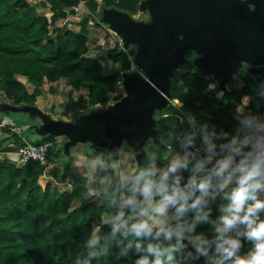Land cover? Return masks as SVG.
<instances>
[{
  "label": "clouds",
  "instance_id": "clouds-1",
  "mask_svg": "<svg viewBox=\"0 0 264 264\" xmlns=\"http://www.w3.org/2000/svg\"><path fill=\"white\" fill-rule=\"evenodd\" d=\"M262 106L259 82L236 109L231 130H217L180 104L172 110L178 123L154 139L152 150L128 144L144 162L122 164L115 176L97 153L94 168L105 175L89 183L103 192L90 196L104 211L73 264H120L129 257L134 264H264Z\"/></svg>",
  "mask_w": 264,
  "mask_h": 264
},
{
  "label": "trees",
  "instance_id": "trees-1",
  "mask_svg": "<svg viewBox=\"0 0 264 264\" xmlns=\"http://www.w3.org/2000/svg\"><path fill=\"white\" fill-rule=\"evenodd\" d=\"M46 1L51 10L47 16L37 12L28 0H0V91L13 105L33 106L47 82L64 77L72 87L86 88L89 103L104 104L108 93L117 89L121 71L130 70L133 52L114 45L108 51L120 71L104 72L97 57L84 55L86 19L81 20L78 30L54 25L79 0ZM101 1L102 8L112 7L127 14L135 12L139 2ZM192 53L190 48L183 50L188 59ZM24 82L32 85L30 91ZM213 82L210 73L199 70L191 61L177 64L169 75L170 99L178 107L183 104L184 112L199 122L215 125L217 130H231L240 97L249 95L259 82L242 75L240 86L219 96L210 85ZM224 82H231V74ZM52 135L46 133L30 142H45ZM48 149L47 159L49 152L60 153L53 143ZM137 161L144 162L142 158ZM64 169H55L54 182L42 185L37 177L43 165L38 161L29 159L15 167L0 160V264H73L83 239L104 209L94 201L81 202L86 191L84 176L73 173L70 191L58 189L56 182L63 177ZM73 198L80 203L71 206ZM247 247L245 243L244 250ZM134 260L129 257L120 264H134Z\"/></svg>",
  "mask_w": 264,
  "mask_h": 264
},
{
  "label": "water",
  "instance_id": "water-1",
  "mask_svg": "<svg viewBox=\"0 0 264 264\" xmlns=\"http://www.w3.org/2000/svg\"><path fill=\"white\" fill-rule=\"evenodd\" d=\"M138 9L149 12L152 26L136 24L117 9L106 10L103 17L120 36L121 47L138 43L131 55L138 71L122 76L126 94L78 123L39 112L44 122L40 134H64L66 146L83 141L111 145L121 137L132 144L139 142L141 133L153 134V106L165 114L178 108L170 99L169 75L185 61L182 52L186 48L202 54L194 64L211 73L219 88L238 61L262 64L256 71L264 82V0H139ZM23 108L37 111L33 106Z\"/></svg>",
  "mask_w": 264,
  "mask_h": 264
},
{
  "label": "crops",
  "instance_id": "crops-1",
  "mask_svg": "<svg viewBox=\"0 0 264 264\" xmlns=\"http://www.w3.org/2000/svg\"><path fill=\"white\" fill-rule=\"evenodd\" d=\"M34 1L35 0H33V2ZM101 4V0H79L73 8H70L65 12V15L63 17H59L57 19L72 20V23L68 21V25L61 26L71 28L73 30H78L81 20L83 21L84 19H86L85 44L87 47L88 38H91V35L88 34L90 33L89 25L95 21V18L93 19L92 16L94 17L93 14H96L98 10L102 8ZM105 9L110 10L116 8L106 7ZM47 10H49V13H51L50 9L47 8ZM103 17L104 16H102L101 19H103ZM55 21L54 25H56ZM71 24L72 27L70 26ZM57 26H59L58 23ZM120 46L121 45H119V47ZM109 49H106L105 51H101L100 49H98L96 51H92V53L89 54V51H87L86 48L84 55L89 57H97L102 66H104L103 63H106L107 68H109V66L111 67L107 71L104 70V72L114 70L120 71L118 64L111 60L110 53L108 51ZM125 72L127 71H121V79L119 81L117 89L108 93L107 99L105 100L104 104H100L99 102L89 103L87 101L86 88L83 86L74 88L67 82V79L64 77H59L55 80L49 81L44 87H42L40 93L35 97L33 104V107H35L37 111L27 110L21 106L19 107L18 105L11 104L0 91V160L4 159L12 163L15 167H19L22 165L18 162L11 161L7 156H14V152L17 146L21 144L23 140L31 141L40 135L46 134H40L39 132L44 127V122L39 112L41 114L49 116L52 119L78 123L83 119L80 118L81 116L78 115L79 113H82L85 116H89L106 109L110 105H113L126 94V91L122 85V76ZM25 84L27 90L30 91L32 85H28L27 83ZM175 104L177 105V103ZM153 109H155V112L153 111ZM18 112H23L24 120L22 119L21 121L15 122L14 118L9 119L4 116L7 113L16 114ZM26 112L35 113L37 115V118L39 117V124L34 125L32 123L33 118H27V116L25 115ZM165 115H173V117H163ZM150 118L152 121L153 134L141 133L138 136L141 147L147 148L148 150H152L154 139L157 136H165L167 128L172 124L178 123V118L176 115H174L173 113H161L160 110L155 106H153L152 108ZM184 126L185 128L187 127L186 124H184ZM26 128H31V130L36 132L38 136L32 139L28 138L25 133ZM11 132L16 133L18 136L15 134L14 136L11 135ZM60 139L62 140L61 142H59ZM67 139L68 137L66 135L58 134L52 135L50 140H48L54 144V148L60 150V153L53 154L52 152H49L47 164L43 166L42 172L38 175V182L42 185L45 183H53V171L55 169L64 167V175L56 183L58 189L70 191L72 174L76 173L84 176V185L86 187V191L83 194V198L81 201L82 203L91 201L99 203L98 200H95V198L90 196V193L93 191L97 193L103 192V186L101 184L89 183V181H91L94 176L105 175L104 173L98 172L94 168V163L97 159V153H100L103 159L111 164V172L113 176L117 175L121 170L119 167L120 165L126 164V166L128 167L134 166L138 163L137 159L140 158H134L131 152L127 150L128 144L131 143L125 137H121L111 145L94 144L90 141H83L68 144L66 146L65 142L67 141ZM79 203L80 200L73 198L70 202V205L76 206Z\"/></svg>",
  "mask_w": 264,
  "mask_h": 264
},
{
  "label": "rangeland",
  "instance_id": "rangeland-1",
  "mask_svg": "<svg viewBox=\"0 0 264 264\" xmlns=\"http://www.w3.org/2000/svg\"><path fill=\"white\" fill-rule=\"evenodd\" d=\"M28 1L31 4L35 5L37 12H42L43 14L45 13V15H48L49 10H47V8H48L47 6L49 3L46 0H35L34 2H33V0H28ZM238 1H244V0H238ZM41 4H44V5H41ZM249 7H251V5H249ZM106 12L107 11L105 8H101L100 10H98V12L96 14H93L94 17L92 16L93 19L95 18V21L89 25L90 33H88V34L91 35V38H88L87 47H86L87 51H89V54L92 53V51H94V50L96 51L98 49H100L101 51H105L106 49H109L110 47H113L114 45H117V46L121 45L122 46V41H121V38L118 35V33L109 29L108 23L106 21H104L103 19H101L102 16H104ZM127 15L136 24H142L145 26H152L154 24V20H153L152 16L149 14V12L146 9H144V10L137 9L135 12L127 14ZM68 21L72 23V20L57 19L55 21V24H56V26H57V23L59 26H61V25L66 26L69 23ZM70 26L72 27V24ZM50 29H51V26H48V30H50ZM96 41H99V42H96ZM126 47H128L134 53L138 47V43L135 41H132V42H129V44ZM192 51H193V53H192L193 56L190 57L189 59L182 52V55L185 59L184 62L191 61L194 64L195 58L202 56L201 53L196 52L194 49H192ZM103 65H104L103 67H104L105 71H107L109 68H111L110 66H109V68H107L106 63H103ZM261 66H262V64L252 65V64H249V63L244 62V61H238L237 66L231 72H229V74H231V82L230 83L226 84L224 82L223 87L219 88L217 82L214 80V82L210 85L215 88L216 95L219 96V95H221V93L223 91L227 92L234 87L240 86L242 84V75L250 76L255 81L261 82V81H259V79L261 77V73L256 71V69L260 68ZM125 73H127V72H125ZM125 73H123V74H125ZM211 76H213V75L211 74ZM21 79L24 80L23 78H21ZM246 96L247 95H243L240 97V101H239V104L237 105V109L240 108L243 104H245L247 102ZM153 111L155 112V109H153ZM261 112H264V109ZM23 115H24L23 112H18L16 114L7 113L4 116H6L9 119L14 118V121L18 122V121H21L22 119L24 120ZM25 115L27 116V118H30V117L33 118L32 123L34 125L39 124V117L37 118V115L35 113L26 112ZM78 115L81 116L80 118L86 117L82 113H79ZM74 120H76V119H74ZM41 123H42V121H41ZM17 125H19V124H17ZM33 130H34V128H33ZM25 133H26V136L30 139L38 136V134L36 132L32 131L31 128H26ZM62 137H64V136H62ZM61 141L62 140L60 139L59 142H61ZM37 180H38V177H37Z\"/></svg>",
  "mask_w": 264,
  "mask_h": 264
},
{
  "label": "built area",
  "instance_id": "built-area-1",
  "mask_svg": "<svg viewBox=\"0 0 264 264\" xmlns=\"http://www.w3.org/2000/svg\"><path fill=\"white\" fill-rule=\"evenodd\" d=\"M131 71H138V68L131 61L129 68ZM129 70V71H130ZM247 97V96H246ZM51 144L50 141L33 143L27 140H23L15 150V155H8L7 157L14 162L20 164L25 163L29 159L38 161L43 166L47 164L48 147Z\"/></svg>",
  "mask_w": 264,
  "mask_h": 264
}]
</instances>
